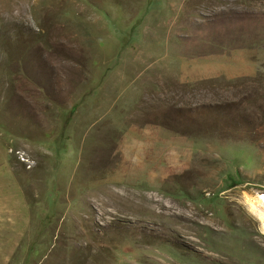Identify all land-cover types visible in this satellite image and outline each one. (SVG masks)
Segmentation results:
<instances>
[{
	"label": "rangeland",
	"instance_id": "374dc122",
	"mask_svg": "<svg viewBox=\"0 0 264 264\" xmlns=\"http://www.w3.org/2000/svg\"><path fill=\"white\" fill-rule=\"evenodd\" d=\"M225 14L264 0H0V264H264V35Z\"/></svg>",
	"mask_w": 264,
	"mask_h": 264
},
{
	"label": "crops",
	"instance_id": "0c3cea01",
	"mask_svg": "<svg viewBox=\"0 0 264 264\" xmlns=\"http://www.w3.org/2000/svg\"><path fill=\"white\" fill-rule=\"evenodd\" d=\"M254 21L255 19H252L249 15L226 16L225 14V16L220 17V19H216L208 23V30L211 31L209 36L211 38L213 36V40H216L217 46L221 45L220 49L228 47L232 54L244 57L245 53L247 54L248 52L246 47L251 49V45L260 40L264 35V18H259L260 23L256 24V26L259 27V30L257 31L254 27ZM220 54L221 53L219 51H216V55L213 56L216 64L219 59H221ZM208 68L209 72H207L206 75L209 76H219L223 74L228 76H253L254 74H257L245 69L240 71L236 69H225L222 68V66H219V64L218 66L216 65Z\"/></svg>",
	"mask_w": 264,
	"mask_h": 264
},
{
	"label": "bare ground",
	"instance_id": "6f19581e",
	"mask_svg": "<svg viewBox=\"0 0 264 264\" xmlns=\"http://www.w3.org/2000/svg\"><path fill=\"white\" fill-rule=\"evenodd\" d=\"M264 196V194H261ZM246 207L258 220L259 229L264 233V197L260 199L246 198Z\"/></svg>",
	"mask_w": 264,
	"mask_h": 264
}]
</instances>
